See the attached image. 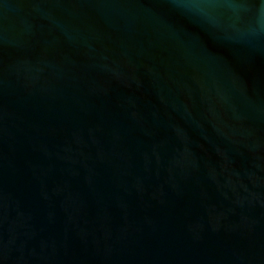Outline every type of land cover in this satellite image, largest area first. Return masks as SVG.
I'll list each match as a JSON object with an SVG mask.
<instances>
[{
  "label": "water",
  "instance_id": "obj_1",
  "mask_svg": "<svg viewBox=\"0 0 264 264\" xmlns=\"http://www.w3.org/2000/svg\"><path fill=\"white\" fill-rule=\"evenodd\" d=\"M0 264H264V0H0Z\"/></svg>",
  "mask_w": 264,
  "mask_h": 264
}]
</instances>
